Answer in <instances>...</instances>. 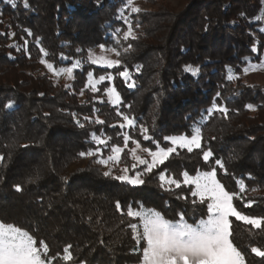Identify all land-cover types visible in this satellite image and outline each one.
Returning <instances> with one entry per match:
<instances>
[{"label": "trees", "instance_id": "1", "mask_svg": "<svg viewBox=\"0 0 264 264\" xmlns=\"http://www.w3.org/2000/svg\"><path fill=\"white\" fill-rule=\"evenodd\" d=\"M149 2L150 9L132 13L126 0H27V7L25 0H15V6L0 0V155L4 157L0 162V222L28 231L37 246L44 240L52 256L59 253L62 257L64 247L71 245L73 260L68 264L140 260L144 242L137 245L128 228L138 220L122 215L117 201L124 213L131 205L154 208L171 221L180 213L189 223L205 217V206L190 195L193 186L160 187L157 177L162 170L180 176L215 167L225 189L243 197L234 198L237 209L251 217H264V86L247 84L238 76L248 61L262 58L264 0ZM122 15L132 23L135 40L123 39L127 25ZM101 44L120 51L118 69L88 61L89 48ZM129 44L131 48L125 51ZM42 59L54 67L80 60L71 86L40 73L37 68ZM186 65L198 68V74L185 72ZM125 68L131 76L128 83L134 81L135 87L129 88L117 75ZM229 69L236 77L233 80L227 79ZM90 71L93 78L111 74L114 79L99 83V91L92 92ZM107 85L121 95L119 110L147 127L160 146L168 144L165 136L190 134L192 128L200 127L202 149L191 153L177 149L163 165L142 177L144 184L135 186L114 179L119 174L113 163L107 167L96 163L99 155L79 156L98 147L93 134L112 138L108 146H99L104 158L112 144L123 147L122 132L155 148L152 141L143 139L139 128L110 126L121 118L103 96ZM82 89L83 98L78 96ZM9 101L11 108L5 107ZM214 102L226 106L227 114L209 115L206 110ZM96 116L105 123H95ZM132 145L130 141L128 148ZM206 150L213 152L208 162L202 156ZM217 159L224 169L215 165ZM120 162H130L128 149ZM105 171L111 175L104 176ZM240 180L245 184L243 193ZM248 200L254 203L244 207ZM230 220L231 239L244 254L245 264H264V257L251 252L252 247L264 251V230L234 217ZM134 248L141 250L133 252ZM54 264L65 262L58 259Z\"/></svg>", "mask_w": 264, "mask_h": 264}, {"label": "snow or ice", "instance_id": "2", "mask_svg": "<svg viewBox=\"0 0 264 264\" xmlns=\"http://www.w3.org/2000/svg\"><path fill=\"white\" fill-rule=\"evenodd\" d=\"M10 3L15 6V0H9ZM127 6L132 13H138L140 9L134 6V0H126ZM27 0H25V7H27ZM124 23L127 25V30L123 32L124 40H135L133 25L129 19L125 16H121ZM259 19V17L257 18ZM136 27H139L137 24ZM120 29H117L119 32ZM29 35L32 33L29 31ZM14 35V34H13ZM39 42V41H38ZM101 51L105 50V45H99ZM131 48V44L128 45L127 51ZM256 49L253 48V51ZM40 51L46 56L48 53L41 48ZM79 51V50H78ZM107 51L115 53L117 57L121 55L120 51L116 47L108 48ZM64 58V57H62ZM88 61L91 64L98 65L102 68L113 69L119 68L122 64L120 59H108L103 55L97 56L91 50L88 52ZM45 64L47 69L54 74L66 72L69 76L73 73L74 68L80 66L81 61L77 60L71 67L61 68L58 72L54 69L52 63L46 60L40 61ZM259 65H253L251 68L245 67L244 73L247 74L250 70H256ZM185 72H190L193 75L198 74L199 69L194 68L191 65L184 67ZM117 75L124 79L129 88L135 87V82L131 81L129 70L125 68L122 71H118ZM234 77L229 69L228 80H233ZM114 77L111 74L100 75L98 80L93 79V73L88 72V85L91 87L92 92H98L97 84L105 80H113ZM104 92L108 98V102L116 109V116L121 120L116 124L110 125L113 128L119 129L125 128H139L140 135L146 141H152L155 144V150L149 147H142L141 143L134 139L127 132H122L123 147L118 144H112L110 147V154L104 158L100 145L108 146L109 141L112 139L101 138L93 134V140L97 144L95 150L78 153L79 156H100L101 158L96 160V163L108 166L109 162L118 164L121 160V154L128 149V154L131 156L134 163L131 168L134 170L138 165H143L142 171L135 172L134 175H129V167L124 166L121 171V175H117L114 179L127 182L130 185H142L144 184L143 176L150 174L155 168L163 165L169 157L177 152V148L186 149L189 153L194 149H202V134L200 127H194L190 134L179 136H165V141H170L171 146L161 147L158 141L153 140V137L148 134L149 129L143 125H138L136 118L129 116L128 114L119 110V105L122 103L120 93L114 86H109L104 89ZM83 95V89L81 90ZM217 97L220 93L217 92ZM103 102V101H101ZM13 102L9 101L5 107L11 108ZM246 107L249 110H254V105L248 104ZM96 111V110H94ZM207 113L212 115L214 112L219 111L223 114H227L228 108L221 106L215 102ZM86 120L93 121L92 117H85ZM94 122L97 124H104L105 121L101 120L99 116L94 118ZM79 123V121H77ZM83 127V125H81ZM135 146L128 148L129 142ZM139 152L147 154L150 159L138 155ZM203 160L208 162L213 157L211 150L202 151ZM4 160V157L0 155V162ZM215 165L224 169V164L221 160H215ZM226 171V169H225ZM104 176H110V171H105ZM183 180L168 174L167 170H162L158 174V180L160 181V187L164 188L168 186V190H171V186L180 188L181 184L188 186H194V190L190 188V195L194 198H198L200 205L205 206V217H201L198 221L189 223L184 214H178L176 221H170L166 219L160 212L154 209H145L143 206L134 208L128 206L126 213L121 209L120 202H116V208L122 212V215H126L131 220H138V222H130L128 228L132 233V239L139 245L141 241L144 242L142 246V261L141 264H245V256L233 243L231 237L233 236L232 221L230 217H234L237 221H243L245 224L251 225L258 230H264V217H251L243 214L234 205V198L243 199L239 193L230 192L225 189V186L217 179V170L213 167L210 171L199 172L197 175H189L187 171L182 173ZM240 193L245 191V184L243 180L238 181ZM16 190L20 191L21 187L16 185ZM187 199V197H184ZM254 201L248 200L244 204V207H250ZM192 204L196 205L197 200L193 199ZM72 246L68 245L63 249V255L59 253L52 256L49 255V245L44 240L39 241L37 246V240L28 231L15 226L0 222V264H54L58 259H62L65 264L73 260V255L70 251ZM141 249L134 248L133 252L140 251ZM251 252L258 257H264V251L259 247H252ZM79 264H86V261H80Z\"/></svg>", "mask_w": 264, "mask_h": 264}, {"label": "rangeland", "instance_id": "3", "mask_svg": "<svg viewBox=\"0 0 264 264\" xmlns=\"http://www.w3.org/2000/svg\"><path fill=\"white\" fill-rule=\"evenodd\" d=\"M150 0H134V6L138 7L139 9H150L152 7L151 3L149 2ZM168 2H170L172 5L175 4V0H166ZM108 48H111V46H105V50L102 52L99 45H93L89 48V50H91L95 55L97 56H100V55H103L105 56L106 58L108 59H117V56L115 53H112V52H109L107 51ZM88 50V52H89ZM48 62V61H47ZM50 63V62H49ZM73 64H75V62H73ZM72 64V65H73ZM72 65H69V66H59V67H54V69L58 72L59 69L61 68H67V67H71ZM253 65H259V67L256 69V70H250L247 74L244 73L243 69L245 67H249L251 68V66ZM244 68L242 69V71L238 74L239 78L241 80H243L244 82H246L247 84H259L261 86H264V52L262 54V58L260 61L258 62H251V61H248L246 63V65L244 66ZM38 71L40 73H47L49 74V76L52 77L53 81L55 83H58V84H61L63 85L64 87H70L71 86V82H72V74L71 76L68 75V73L66 72H63V73H59L58 75L57 74H54L53 72L49 71L46 67L45 64H42L40 63L39 67L37 68ZM94 80H98L99 78H93ZM102 83V82H101ZM109 85H107L106 87H108ZM97 88H99L98 84L96 85ZM105 87V88H106ZM78 96L82 97L83 98V95H81V91L78 90ZM103 96H106L105 92L103 91ZM108 99V98H107ZM179 135H187V134H176V135H171V136H179ZM135 145L133 144L132 146H130L129 148H132L134 147ZM142 147H147V146H143L141 145ZM167 146H171V143L170 141H168V144L166 146H161V147H167ZM151 148V147H149ZM152 150H155V148H151ZM179 149V148H177ZM138 155H141V156H144L148 159H150V157H147V154L146 153H143V152H139L138 150ZM129 158H130V162L127 164V166L129 167V175H134L135 172H138V171H142L144 166L143 165H138V167L136 169H132L131 168V165L134 163V161L132 160L131 156L129 155ZM126 166V165H123L121 162H119L118 164H112L111 167L114 168V170L119 174L121 175L122 174V171L121 169ZM139 168H141V170H138ZM189 173V172H188ZM189 175H192V176H195L191 173H189ZM173 176V175H172ZM175 178H178L180 179L181 181L183 180V176L182 174L179 176H174ZM183 184V183H182ZM167 186V185H166ZM174 186V185H173ZM193 190H194V186H193ZM145 209H154V208H147V207H144ZM156 210V209H154ZM157 211V210H156ZM206 218V217H205ZM171 221V220H170ZM141 261H142V256L140 258V260L138 262H135L133 264H141ZM76 264H79V263H76Z\"/></svg>", "mask_w": 264, "mask_h": 264}]
</instances>
